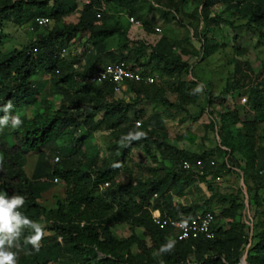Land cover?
Returning <instances> with one entry per match:
<instances>
[{
  "label": "rangeland",
  "instance_id": "rangeland-1",
  "mask_svg": "<svg viewBox=\"0 0 264 264\" xmlns=\"http://www.w3.org/2000/svg\"><path fill=\"white\" fill-rule=\"evenodd\" d=\"M61 1H65L70 7L75 3L73 0ZM83 1H76V10L63 17L65 23L73 24L78 21ZM111 1L101 8L111 11L116 19L124 21L121 13L130 12L128 4ZM137 1L140 7L132 14L146 26L127 25V37L130 40L143 38L144 29L152 31L151 28L159 27L161 37L167 42L174 43L171 59H176L182 66L177 67L175 64L165 66L161 62L159 69L155 62L147 65L144 71L157 76L153 83L138 88V96L127 95L126 89L123 93L102 95V99L108 102L122 96L126 98L125 103H129V106L123 113L124 118L119 122L114 120V124L109 127L105 120H102L100 111L94 116L92 125L80 127L70 135L71 137L67 135L59 142L70 154L76 153L83 161L89 156L96 157V165L101 167L113 159L112 147L118 141L114 132L119 133L126 125L137 126L136 122L149 125L153 137L164 142L168 148L165 146L158 148L150 143L134 146L128 152L122 169L114 179L116 186H126L135 182L146 183L157 177L164 178V183L162 186L159 185L156 196L140 199L136 194L133 195L132 199L142 206L143 212L140 214H147L153 205L163 200L197 211L209 208L215 213L219 231L240 243L237 252H234L231 246L221 251L222 261L216 264H222L221 262L260 264V255L264 253V191L258 192V201L262 204L260 209H257L254 203L253 194L259 178L264 175L258 172L264 166V108L260 107L259 100L254 98L255 94L251 91L260 85L264 86V20L251 19L236 12L233 7L237 0ZM52 2L53 0H50L49 4ZM205 2H208L206 18L203 15ZM54 25L53 22L48 26ZM44 31L45 28H39L37 33ZM4 33L6 37L2 50L20 48L28 40L24 27L13 23L5 25ZM152 34V32L147 34L148 39H151L149 35ZM120 39L122 38L118 34H114L93 41L89 31L78 32L65 43V53L61 56L72 59L76 73H83L90 67H93L91 71L93 73L126 52V49L117 46ZM205 40H209L208 43L211 45L216 44L215 50L208 56L204 54L203 49ZM134 45L133 41L128 42V47ZM150 52L151 49L146 50L144 59L148 58ZM89 76L90 74L84 76L75 74L74 77L71 76L72 82L69 86L76 89L84 87ZM48 78L46 73L34 77L40 83L35 106L43 115L54 113L62 99L61 92ZM81 93L86 98L95 97L93 91L84 90ZM158 96L166 102L157 99ZM46 108L48 110H45ZM33 111L32 105L27 104L19 114L9 115L25 114L31 118ZM224 113L230 115L233 135L238 132L249 135L250 146L256 155L254 166L248 167L243 156L239 152H234L228 164L235 169L223 172L218 178L210 180L209 177L180 173L174 179L171 170L179 167L183 157L178 151L200 154L202 151L216 149V160L221 163L225 159L223 149L226 148L221 144L219 133L220 116ZM119 115V112H116L112 118ZM36 159L35 152L27 154L24 163L27 176H31ZM53 182L55 185L42 192L39 200L46 207H54L57 200L63 201L67 189L71 188L60 180ZM208 183L216 187L214 192L208 189ZM104 187H98L92 194L105 200L102 193ZM0 190H3L1 185ZM123 197L126 199V196ZM38 222L44 227L43 238L54 233L51 229L52 224L47 220L41 218ZM108 227L118 239L133 234L145 241L148 247L153 245L148 228L135 226V223L126 220L110 222ZM171 235L170 230L167 238L170 239ZM42 239L39 244L42 243ZM159 250L160 248H152L144 252L137 245H133L129 253L134 263L140 259L151 263L161 257ZM54 253L55 250L52 254ZM83 257L86 259V256ZM101 257L98 254L97 258ZM46 264L54 263L50 261ZM88 264L94 262L90 261Z\"/></svg>",
  "mask_w": 264,
  "mask_h": 264
},
{
  "label": "trees",
  "instance_id": "trees-1",
  "mask_svg": "<svg viewBox=\"0 0 264 264\" xmlns=\"http://www.w3.org/2000/svg\"><path fill=\"white\" fill-rule=\"evenodd\" d=\"M73 1L75 3L70 7L61 0H53L51 4H49L50 0H0V108L9 100L13 104V108L9 111L11 114H19L27 104H31L34 108L31 118L25 114L19 115L23 122L19 128L12 129L9 125L0 131V154L3 159V164L0 166V185L9 196L25 197L26 203L18 211L34 221H39L41 218L47 220L52 224L51 229L54 232L42 239L39 250L36 251L31 244L24 242V237L32 234L30 229H25L18 242L19 247L11 249L18 253L17 264H46L50 261L54 264H88L90 261L94 264H216L222 261L221 251L226 247L231 246L233 251L237 252L240 243L220 232L216 221L212 226L214 232L212 238L199 237L189 241H178L171 237L167 238L168 231L172 232L170 227L160 228L151 220V211L154 209H158L162 217L189 218L197 212L191 207L172 205L163 200L153 205L147 214H140L143 212L142 206L132 199L133 195L136 194L140 199L156 196V191L159 185H163L164 178L157 177L146 183L135 182L126 186H116L114 179L122 169L128 152L134 146L150 143L158 148L162 146L168 148L164 142L153 137L149 125L142 123L137 126L126 125L119 133L114 132L118 141L112 147L113 159L109 164L101 167H97L96 157L89 156L83 161L79 155L70 154L64 145L60 144L59 141L63 137L72 135L80 127L92 125L94 116L100 111H102V120L111 127L114 120L119 122L124 118L123 113L129 106V103H125L124 96L110 102L102 99L104 94H115L110 83L95 85L87 81L84 87L81 86L79 89L69 86L72 82L71 76L91 75L93 68L85 69L83 73H76L72 59L59 54L65 49V43L73 34L87 30L91 33L93 41L96 38L118 34L122 39L117 46L126 49V52L118 58L115 57L111 62L123 60L136 64L143 70L152 62H155L158 68L161 62L165 66L171 64L182 66L176 59H171L174 43L167 42L161 37L160 31L159 39L155 44L148 43L145 38L130 40L127 37L126 26L130 25L128 17L134 16L132 13H136L140 7L137 0H116L117 4H128L130 12L121 13L124 21L116 19L111 11L101 8L102 5L112 2L111 0H87V2L84 0L78 21L67 24L63 17L76 10L77 0ZM207 5L208 2H205L204 18L207 17ZM233 9L251 19L264 20V0H237ZM40 16L49 18L48 24L44 27H39L35 22V18ZM136 19L141 25L146 26L138 17ZM53 22L55 25L49 27L48 25ZM7 23L24 27L28 40L20 48L1 49L5 42L4 27ZM39 28H45V31L37 33ZM144 30L153 33L154 27L151 28L152 31H148L147 28ZM129 41H133L135 45L128 47ZM208 42L210 41L205 40L203 43L206 56L213 53L216 48V44L211 45ZM147 49H151V52L148 58L144 59ZM43 73L49 76V81L62 94L57 110L51 115L41 114L35 106L40 83L34 77ZM143 85L142 82H127V95L138 96V88L144 87ZM84 90L93 91L95 97L86 98L81 93ZM251 92L255 94L254 98L259 100L260 107L264 108V86L260 85ZM156 98L166 102L159 96ZM116 112L120 115L113 119L112 116ZM3 115L5 113L0 111V117ZM220 117L219 133L221 144L226 148L223 149L225 159L221 163L216 160V149L202 151L200 154L178 151L183 157L179 167L171 170L174 179L180 173H184L209 177L213 180L223 172L235 169L228 164L234 152H239L243 156L248 167L254 166L256 155L250 146L249 135L241 132L233 135L230 115L224 113ZM32 152L37 154V159L31 176H27L24 163L27 154ZM211 156L215 158L214 165L209 163ZM55 157H58L57 161L54 160ZM197 158L202 159L204 163L202 174H195L194 171L184 170L181 167L182 161L192 162ZM258 172L264 173V166ZM54 179L62 181L71 188L67 189L63 201L57 200L54 207H46L39 200L42 192L55 185ZM100 186H105L102 193L107 200L92 194ZM207 187L213 192L216 188L211 183H208ZM259 190L264 191V175L259 178L253 194L257 209L262 208V204L258 201ZM123 196H126V199ZM201 211H210L215 215L209 208ZM125 220L135 223V226L148 228L153 242L152 247H148L147 243L136 235L118 239L111 233L108 227L110 222ZM169 241L175 242L173 248L161 253L158 261L147 263L146 260L140 259L134 263L129 253L133 245L147 252L152 248L159 249ZM54 250L55 256L52 254ZM98 254L102 256L99 259ZM83 256H86V259ZM260 257V264H264V253Z\"/></svg>",
  "mask_w": 264,
  "mask_h": 264
},
{
  "label": "built area",
  "instance_id": "built-area-1",
  "mask_svg": "<svg viewBox=\"0 0 264 264\" xmlns=\"http://www.w3.org/2000/svg\"><path fill=\"white\" fill-rule=\"evenodd\" d=\"M128 20L131 25H140V22L135 19L134 16H129ZM35 22L39 27H44L48 24L49 18L45 16L36 17ZM159 31V27H154L153 34L149 35L151 36V39H148L147 32L142 33V35L143 38L149 40L148 43L155 44L159 39ZM64 53L65 49H62L59 52V54L62 56ZM156 76L157 75L155 74L146 73L140 66L136 64L121 60L104 64L101 68L92 73L87 78V81L95 85H102L105 82L110 83L113 85L114 93L119 94L125 91L127 88V82L129 81L150 84L155 81ZM136 124L139 125L140 122H136ZM54 160L57 161L58 157H55ZM209 163L211 165L215 164L214 156H211ZM181 167L184 170L194 171L195 174H202L204 163L200 158H197L192 162L184 160L181 163ZM151 220L160 228L170 227L172 229L171 238L178 241H189L199 237L212 238L214 236L212 226L216 221V218L215 215L210 211H197L189 218L174 219L166 216L162 217L159 210L154 209L151 211Z\"/></svg>",
  "mask_w": 264,
  "mask_h": 264
},
{
  "label": "clouds",
  "instance_id": "clouds-1",
  "mask_svg": "<svg viewBox=\"0 0 264 264\" xmlns=\"http://www.w3.org/2000/svg\"><path fill=\"white\" fill-rule=\"evenodd\" d=\"M12 108L13 104L10 100L0 108V111L5 113L0 117V131L9 125L12 129H17L23 123L18 115H9ZM2 164L3 159L0 158V166ZM25 203V197L9 196L6 191L0 190V264H17V253L11 249L19 247L18 242L25 229H30L32 234L24 237V242L31 244L36 251L39 250V241L43 238L44 227L40 222L31 220L18 211ZM174 243V241H169L159 251L163 253L171 250Z\"/></svg>",
  "mask_w": 264,
  "mask_h": 264
}]
</instances>
